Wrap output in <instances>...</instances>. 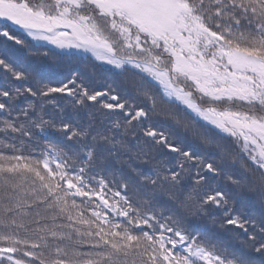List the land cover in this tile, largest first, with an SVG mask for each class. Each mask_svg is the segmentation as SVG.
Returning <instances> with one entry per match:
<instances>
[{
	"label": "snow or ice",
	"instance_id": "1",
	"mask_svg": "<svg viewBox=\"0 0 264 264\" xmlns=\"http://www.w3.org/2000/svg\"><path fill=\"white\" fill-rule=\"evenodd\" d=\"M0 264H264V0H0Z\"/></svg>",
	"mask_w": 264,
	"mask_h": 264
},
{
	"label": "trees",
	"instance_id": "2",
	"mask_svg": "<svg viewBox=\"0 0 264 264\" xmlns=\"http://www.w3.org/2000/svg\"><path fill=\"white\" fill-rule=\"evenodd\" d=\"M30 39V38H29ZM33 44H36L34 41L32 42Z\"/></svg>",
	"mask_w": 264,
	"mask_h": 264
},
{
	"label": "rangeland",
	"instance_id": "3",
	"mask_svg": "<svg viewBox=\"0 0 264 264\" xmlns=\"http://www.w3.org/2000/svg\"><path fill=\"white\" fill-rule=\"evenodd\" d=\"M35 42V41H34ZM37 43V42H36ZM40 43H43V42H40Z\"/></svg>",
	"mask_w": 264,
	"mask_h": 264
}]
</instances>
